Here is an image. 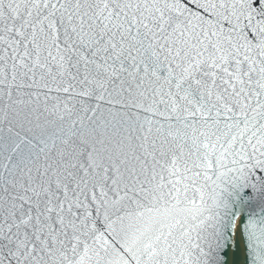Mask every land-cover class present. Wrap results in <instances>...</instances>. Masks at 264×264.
Returning <instances> with one entry per match:
<instances>
[{"label":"snow or ice","instance_id":"1","mask_svg":"<svg viewBox=\"0 0 264 264\" xmlns=\"http://www.w3.org/2000/svg\"><path fill=\"white\" fill-rule=\"evenodd\" d=\"M0 264H264V0H0Z\"/></svg>","mask_w":264,"mask_h":264}]
</instances>
